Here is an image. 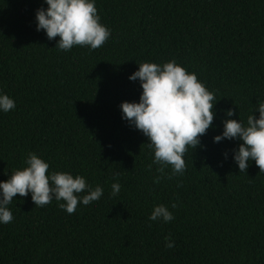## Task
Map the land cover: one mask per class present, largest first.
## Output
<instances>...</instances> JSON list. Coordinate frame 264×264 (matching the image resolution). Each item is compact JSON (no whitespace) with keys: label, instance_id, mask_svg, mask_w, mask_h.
<instances>
[{"label":"trees","instance_id":"16d2710c","mask_svg":"<svg viewBox=\"0 0 264 264\" xmlns=\"http://www.w3.org/2000/svg\"><path fill=\"white\" fill-rule=\"evenodd\" d=\"M42 2L0 0V91L16 104L0 112V181L32 152L103 195L68 214L63 201L35 207L17 194L13 221L0 224V264H264V173L254 161L240 172L238 140L213 142L223 119L246 124L264 100V0H95L110 37L68 51L36 30ZM170 60L215 95L216 115L183 174L153 183L148 139L119 105L139 100L128 79L139 63ZM158 204L172 221L148 219Z\"/></svg>","mask_w":264,"mask_h":264},{"label":"clouds","instance_id":"9594fccd","mask_svg":"<svg viewBox=\"0 0 264 264\" xmlns=\"http://www.w3.org/2000/svg\"><path fill=\"white\" fill-rule=\"evenodd\" d=\"M35 22L36 30H43L49 40L59 37L55 47L64 51L76 45L97 49L111 34L110 29L100 23L95 0H43L42 6L35 10ZM128 79L138 81L142 91L138 102H121V119L147 137L148 147L153 151L152 163L159 165L156 171L160 175L154 176L153 183H159L165 175L171 179L183 174L185 152L188 148L203 147L200 137L213 127L215 95L195 73L186 71L175 60L141 62ZM15 107V100L0 91V112L7 113ZM224 111L225 117L234 115L232 108ZM254 112L259 113L258 117ZM222 124L223 129L213 137V142L238 140V146L231 150V158L240 172H246L249 163L254 161L260 173H264V100L257 101L246 124L240 119L228 118L223 119ZM223 156L227 160L229 153L225 152ZM24 165L0 181V224L13 221L8 205L17 194L20 197L30 194L35 207H42L52 200L63 201L58 206L68 214L76 211L78 203L88 205L103 195L100 185L93 188L81 175L48 172L49 164L35 153H28ZM167 166H171L170 174L165 173ZM120 188L118 182L113 183L112 195H117ZM82 192L85 194L80 195ZM148 219L168 223L174 216L166 205L158 204L153 206ZM174 244L165 237L167 248Z\"/></svg>","mask_w":264,"mask_h":264}]
</instances>
